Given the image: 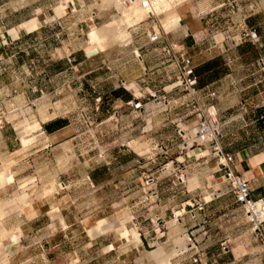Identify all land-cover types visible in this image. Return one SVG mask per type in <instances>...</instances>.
<instances>
[{"label":"crops","instance_id":"1","mask_svg":"<svg viewBox=\"0 0 264 264\" xmlns=\"http://www.w3.org/2000/svg\"><path fill=\"white\" fill-rule=\"evenodd\" d=\"M74 7L75 9L70 11L71 13L66 11L70 8L60 9V14L64 12L65 16L69 15L70 17H66V20L60 22L61 26H59L56 20L60 19L56 18L55 8L53 6L41 7L40 0H0V35L9 43L3 51L8 57L14 55L12 59L8 58L9 70L6 73H0V98L4 97L2 102L4 105V124L0 125V162L21 164L22 158H19L21 146L42 136H46L42 148L39 144V148L34 153L39 160L42 157L51 156L53 152L51 147L56 143L72 139L71 127L75 124L76 116L82 119L83 114L87 111L88 98L92 91L93 94L99 96L94 106L98 112L97 119L101 122L100 124L111 123L114 127L115 124L122 126L127 123L126 125L131 127L123 138L127 142V146L136 145L143 141L150 145L155 143V147L158 146L162 150L155 152L153 148L150 152L140 155L133 149V154L128 157L129 164L126 166L128 172H123L131 175L130 180L135 182L138 179L134 177L137 173H141L143 170L148 171V167L156 163L158 156L167 160L165 167L160 172L165 176L169 175L170 178L159 182L156 185L159 188L155 185L147 187L146 183L142 182L145 192L155 189L157 196L152 197L149 201L140 198L139 203L135 197L137 189L140 187L135 186V188H129L130 191L135 190V192L125 198L124 201L129 205L135 200L131 206L132 211L143 203L151 205V208L145 210L147 216L145 218H151L154 223L153 217L155 216L160 223L169 229L168 234L173 237H187L188 241L190 236L193 238L195 244L190 243L186 252L184 250L174 256L171 264H194L191 257L196 254L200 261L198 264H264L262 241L253 231L247 215L239 213L240 209L236 208L238 204L221 173L217 172L216 162L209 145L190 148L184 152L180 151L183 140L178 133V128L174 127L176 120L174 121L173 118L175 109L180 107L181 102L187 97L177 98L178 90L172 91L171 85L165 84L168 82L164 68L165 63L157 49L149 45L144 51V56L142 55L144 57L143 62L136 59L128 67H122L120 59L113 60L109 57L104 60L103 65L91 67V57L88 54L79 57V62L66 70H63L62 67L58 68V64H53L57 58L77 62V59H71L72 54L66 49H63L64 55L58 57V48L53 45L56 38H59L69 26L67 18H72L77 14L83 15L91 10V6H85V4H80V7L77 8L75 2ZM49 10L54 12V16L53 14L51 17L48 15L50 14ZM98 11L101 12L97 9V12H91V14L99 18ZM31 20L35 22L33 29H29L26 25ZM12 29L17 30L16 36L11 33ZM190 31L193 33L194 29L191 28ZM193 36L197 38V41L195 40L192 47L198 51L214 43L213 40L207 42V38L205 41H199L200 39L196 35L193 34ZM200 38L204 39V37ZM216 43L217 46L211 54H205L202 58L194 59L199 77L198 97L204 106H215L222 124V148L224 151L233 154L237 172L250 183L252 197L255 199L264 198V74L260 69L261 67H257L254 59L250 60L247 56L245 46L237 47L233 52H230L229 49H226L224 41H216ZM256 48L258 49L259 46ZM228 57L234 59L233 64L227 63ZM251 62L252 64H250ZM258 64H260V60H258ZM29 67L35 71L34 81L36 84L31 90L26 89L27 86L25 88L23 85V78L26 72L29 73ZM133 67L134 70H132ZM135 68L139 71L142 70V73L139 71L137 73ZM128 70L131 72L128 73ZM145 70H148V73ZM115 72H119L120 77H122L121 80L130 84L125 87L126 90L120 87L119 75ZM95 75H99L96 78L97 86L92 85L91 90L89 82L95 79ZM61 78L79 79L80 85L76 87L67 84L60 86ZM70 79L68 84L72 82ZM158 82L160 85L154 87L153 84ZM141 83L147 84L145 89L149 90L151 95H158H156L153 104L148 106V111L145 110L146 114L142 116L141 121L137 122L132 121L126 103L131 101L139 91H141L139 93L141 95L142 92L147 93L143 90ZM137 86L140 87L138 91H136ZM211 93H216V97L210 98ZM102 98H105L106 103L101 101ZM3 105H0V110ZM73 106L76 116L72 114L73 117H71V110H74L72 109ZM182 110L185 111V108L183 107ZM21 111H26V114L30 113L33 122H37L31 127L32 132L38 133L40 131L41 134L29 139V129H24L25 127L29 128V124L24 123L20 126V129H23V131L21 130L23 136L20 137L16 128L17 119L12 118L14 117L13 114L17 115ZM138 131H140V137L137 134ZM105 141L106 139H103V142ZM165 150L167 155L164 154ZM102 152L105 153V151ZM123 152L124 150L119 149L113 151L111 155L120 162H125L127 158L123 157L125 154ZM109 154L107 155L110 156ZM174 156L175 160L169 159ZM137 162L144 163V165L137 166ZM181 162H188L189 165L186 168L185 166L177 167L179 163L182 164ZM15 165H13L14 170ZM117 168L116 166L103 167L102 170L94 168L91 173L86 172V180L90 181L92 187H97L98 190L105 192L109 186L117 185V179L114 176L117 173ZM103 171L106 176L99 179V175ZM190 175L196 179L190 178L186 181L184 177L188 176L189 179ZM204 177L207 181H204ZM12 183L13 181L8 183L6 187ZM68 183L71 187L72 182L69 181ZM4 188H0V191ZM197 189L202 190V192L214 191L218 193L220 191L219 197L207 204V209L199 212L195 219L185 214L178 216L176 209L191 203L195 195H191L190 200H186V197H189V194ZM169 190L172 191V195L173 193L176 194L173 196V200L168 198L169 193L168 195L161 193ZM29 197L30 195L26 198L27 201H32ZM160 197L164 198V202ZM165 202H167L168 211L159 208ZM170 209L171 211H169ZM38 218V215L29 218L24 224L37 221ZM64 221L67 227L74 225L73 223L68 225L67 221ZM75 222L83 224L84 221ZM24 224L18 222L16 226L22 227ZM22 232L23 239L33 236H41V238H51L52 236L51 233H48L47 236L42 235L41 228L36 232L27 230V233L22 229ZM71 232L72 235L76 234L75 231ZM139 232L140 244L144 249H146L145 244L148 240L154 241L157 238L155 225L144 226ZM83 233L89 237V231H83L82 235ZM100 235L96 236L97 239H89L86 242L87 247H97L96 253L91 251V254L95 256L92 258L91 264H106V259L109 257H116L117 259L114 263L109 261V264L116 262L118 264H158L146 254L141 256L139 262L134 254V250L141 251L139 247L126 256L123 255L124 257H121L120 249H116L112 253L113 255H108L107 250L104 251L105 255L103 252L99 255V246L103 248L105 240L104 238L100 239L102 238ZM223 242L227 243L228 251L222 249ZM39 245L45 252L43 244ZM27 248L26 241H24L22 250H27ZM178 249L179 246L169 245L167 247L168 254L175 253ZM198 251L199 253H197ZM139 253L141 255L142 252ZM85 256L82 251L80 254L73 252L68 256L69 262L66 264H87L89 260H86ZM180 256L184 257L180 258ZM40 257L43 258L42 253ZM46 257L44 258L45 264H54Z\"/></svg>","mask_w":264,"mask_h":264},{"label":"rangeland","instance_id":"2","mask_svg":"<svg viewBox=\"0 0 264 264\" xmlns=\"http://www.w3.org/2000/svg\"><path fill=\"white\" fill-rule=\"evenodd\" d=\"M74 2L77 8L80 7V4H85V6H91V10L89 13L87 12L83 15L77 14L72 16V18H67L69 26L66 27L59 38H56L53 45L58 48V57H62L64 55L63 49H66L72 54L71 59H77V62L74 60L68 61L57 58L53 64H58V68L62 67L63 70H66L68 67L75 66L76 63L79 62V57L86 54L91 57V67L103 65L104 60L108 57L113 60L120 59L121 66L128 67L137 59L134 55V51L140 49L139 52L144 56V51L149 45L153 46L154 49H159L162 46L149 44L147 33L153 26L155 27V21L147 17L139 22L133 23V25L126 29L127 34L131 37V43L127 46L116 43L106 49H101L98 45L90 42L88 39V32L92 28L97 27L101 29L109 23H121L122 13L117 6L119 0H40L41 7L47 8L53 6V8H55L56 18L60 19V22H64L66 17H70L69 15L65 16L63 14L64 12L60 14V9L65 10L68 4H74ZM184 2L185 3L179 6L177 10L173 9L172 11H177L173 16L180 15L185 25L183 26L181 24L179 28L172 29L171 31L180 29L181 32L178 34H171L169 37L181 38V42L186 45L193 60L199 58V51L192 47L197 38L188 34L191 28L194 29L193 34L196 35L198 39L204 37L203 41H205L206 38L207 42L208 40L210 42L212 40L214 42L224 41L226 49H229L230 52H233L237 47L240 48L245 46L247 48V56L250 60L254 59L255 64L258 68L261 67L260 69L264 74V66L262 68L264 64V0H184ZM97 9L101 11H98L99 18L91 14V12H97ZM66 11L68 13L70 12V10ZM49 13L48 15L51 17L54 12L49 10ZM161 18H164V22L166 23L170 21L171 15L169 16L166 14ZM246 30H256L258 32L261 37L262 47L259 46L257 49L255 45L244 37L243 34ZM171 31H165V33ZM11 33L13 36H16L17 30L12 29ZM186 34H188L187 37H185ZM258 60H260V64H258ZM250 64H252V62ZM132 70H134V67ZM135 70H137L138 73L139 70L137 68H135ZM154 70L155 68L153 71ZM129 72L131 71L128 70V73ZM115 73L119 75V72ZM139 73H142V70L139 71ZM34 76L35 71L29 67V73L26 72L23 78V85L25 88L27 86L26 89L31 90L35 86ZM98 76L99 75H95V79L89 82L91 90L92 85L97 86L96 78ZM118 77L120 87L125 89L121 83L122 77H120V75ZM69 79L70 78H61L59 85L63 86L67 84L73 87L80 85L79 79L72 80V78L70 79L72 82L68 84L67 82ZM158 84L160 85L159 82L154 83L153 86L155 87ZM165 84L170 85V82H166ZM129 85L130 84L127 83V86ZM146 85L145 83H141L143 90L148 93L142 92L143 103L146 111H148V106L153 104L158 94L152 96L150 94L151 92L145 89L147 87ZM139 88L140 87L137 86L136 91H138ZM140 92L141 91L137 92V96H141V94H139ZM178 94L177 98L189 97L188 91L186 90L180 89L178 90ZM98 97V94H93L91 91L88 98V109L83 114L82 119L76 116L74 106L72 107L74 110H71L70 115L71 117H73L72 114L76 116L75 124L71 127L72 139L70 138L65 142L56 143L51 147L50 149L53 151L51 156L42 157L41 160H39L36 153H34L36 149L39 148V144H41L40 148H42L43 142L46 139V136H42L35 139V141L31 140L29 144L21 146V154L19 155V158H22L21 164L15 165L16 162H0V173L4 172L5 174L10 171L14 177L13 183L8 187H6L7 184L4 185V190L0 191V228L2 227L4 229V234H0V264H45L44 258L46 256V258L53 261L54 264H66L69 262L68 256L73 252L80 254L81 251L83 255H86V260H89L87 264H91L93 262L92 258L95 257L91 254V251L96 253L97 247H87L86 242H88L89 239H97L92 233L91 228L97 226L99 222L102 221H106L109 226L107 224V231L101 233L104 235L99 234L102 236L100 239H105L104 247L101 248L99 246V255H101L102 252L103 255H105V250L109 253L108 255H111L116 249H120L122 254L121 257H124L128 253H131L132 250L139 247L141 251L134 250V254L137 257L136 259L140 262L143 254L149 255L150 258L154 259L150 253L160 247L168 254L167 247L169 245L174 247L179 246L178 242L181 239H185L186 242L190 244L187 237H173L171 234H168L169 229L164 226V224L160 223L155 216L153 217V219H155L154 223L151 221V218H145V210L151 208V205L143 203L132 211L133 209L131 206L135 203V200L129 205L125 203V198H128L135 192V190L130 191V187H140L137 189V195L135 197L138 202L140 198H143L145 201V197L148 194L150 196L152 192H156L155 189L148 192L146 191L147 193L145 192L142 184V182H145V179L142 178L144 174H155V186L158 185L159 182L170 178L169 175L165 176L160 172L162 168L165 167L167 160L158 156V160L148 167V171L143 170L135 176L133 174V176L138 179L135 180V182L130 180L129 177H131V175L128 173L124 174L123 172H128L126 166L129 164L128 157L133 154V149L139 152L140 155L150 152L153 148L155 152H160L162 150L158 146L155 147V143L150 145L143 141L136 145L131 144V146H127V142L123 140L124 135H126L131 128L129 125H126L127 123L122 126H117L115 124L114 127L111 123L100 124L101 122L97 119L98 112H96L94 106ZM3 101L4 97H1V106L3 105ZM101 101L106 103L105 98H102ZM182 108L181 106L177 107L174 111L173 119L174 121L176 120L174 124L176 128L181 124L179 118L186 112V109L183 111ZM25 112L26 111H21L17 115L13 114L14 117L11 118L17 119L16 128L20 137L23 136V133H21L23 129H20V126L26 123L29 124V128H24L27 130L29 129V134L27 133L29 135L28 138H35V136H38L41 132H32L31 127L36 125L37 122H33L32 116L29 115L30 113L26 114ZM3 114L4 105L0 110V116H3ZM23 114L26 115L24 116ZM145 114L146 112L143 113V115ZM130 117L132 121H141L139 116L135 117V115H130ZM192 122L193 119H190L189 123ZM190 129H192L191 132H193V127ZM140 131L137 133L139 137L141 135ZM103 139H106V141L103 142ZM197 147L202 146L196 144L193 149ZM119 149L124 150L123 153L125 154L123 157L127 158L125 162H120V160L115 159V156L111 155L113 151H118ZM102 151H105V153ZM169 159L175 160V156ZM181 163L182 164L179 163L177 167L182 168V166H185L186 168V166L189 165L188 162ZM13 165H15V170L13 169ZM136 165L140 166L144 165V163L140 164L137 162ZM171 165L173 166V164ZM108 166L118 167L117 173L114 174L117 179V185L109 186V189L105 192L98 190L97 187H92L90 181L86 180V172L91 173L94 171V168H100L102 170L103 167ZM55 176L57 179H55ZM104 176L106 175L103 171L100 173L99 179H102ZM190 178L195 177L191 175L189 179L188 176H186V178L184 177L186 181L190 180ZM203 179L207 181L205 177ZM67 181L72 182L71 187ZM190 182L192 184V181ZM156 187L159 188L158 186ZM201 191L200 189L192 191L189 194L190 196L186 197V200H190L192 198L191 195H195L197 192ZM171 192L172 191L169 190L162 191L161 193H166L167 195L169 193L168 198L173 200L172 198L176 194L173 193L172 195ZM29 195L32 201H27L28 199L26 198ZM160 198H162V201L164 200L163 197ZM155 204L154 202V205ZM166 204L167 202L163 203L159 208L163 209V211H168ZM182 208L176 209V214L178 216H180ZM236 208L240 209L239 213H245L239 205H237ZM169 211H171V209ZM37 215L39 217L37 221L24 224L27 219ZM64 220L67 221L68 225L72 223L74 225L67 227ZM80 220L84 221L83 224H81V222H75ZM18 222L24 225L22 227L16 226ZM149 224H152V226L155 225L158 234H155L157 238L154 241L148 240L146 242V249H144L142 244H140L141 237L139 231H141L144 226H149ZM40 228L42 229V235L47 236L49 235L48 233H51V238L33 236L23 239L22 229L27 233V230H34L36 232ZM85 230L89 231V237H86L84 233L82 235V232ZM125 230L129 231L128 236ZM71 231H75L76 234L72 235ZM2 237L3 239H1ZM24 241H26V246H28L27 250H22ZM39 244H43L45 252L40 248ZM178 250H180V247ZM139 252H142L141 255ZM41 253L43 254V258L40 257ZM183 257L184 256H180V258ZM116 260V257H109L106 259V264H109V261H113L114 263ZM153 261L156 260L154 259ZM115 264L118 263L116 262Z\"/></svg>","mask_w":264,"mask_h":264},{"label":"built area","instance_id":"3","mask_svg":"<svg viewBox=\"0 0 264 264\" xmlns=\"http://www.w3.org/2000/svg\"><path fill=\"white\" fill-rule=\"evenodd\" d=\"M184 3V0H120L118 6H122L126 9L136 6L141 7L146 10L147 18L155 21V27L153 26L147 33L149 44L162 45L159 49H156L159 51V55L163 58V62L165 63V73L167 81L170 82L171 90H186L189 95L186 100L181 102V107H184L186 112L179 118L181 124L178 125V133L183 140L180 151L184 152L188 150L189 142L192 143L191 148L196 144L198 146L209 145L211 154L216 162L217 172L221 173L224 181L229 186V191L234 196L235 202L247 215L253 231L261 239L262 245L264 246V198L255 199L252 197L250 183L237 172L233 154L224 151L222 148L221 140L223 134L220 116L215 106H204L198 97L197 85L199 77L196 72L194 60L186 45L181 42V38L169 37L171 34H178L181 32L180 29L169 33H165L163 29L164 18L161 17L165 16L173 9H177ZM68 8H70L71 12L74 11V4H68L67 9ZM56 23L61 26L59 20H56ZM243 35L252 44L260 47L262 46L261 37L256 30H246ZM187 36L188 34L185 35V37ZM8 44V41L0 35V73H6L9 70L10 63L7 62L8 58L12 59L14 57V55L8 57L4 54L3 49ZM216 46L217 43L214 42L211 46L199 50V57L202 58L205 54H211ZM139 50L140 49L134 51V55L138 61L143 62V56ZM227 63L229 65L233 64L234 59L228 57ZM263 66L264 64L262 68ZM145 72L148 73V70H145ZM121 83L124 87L127 86L126 81L121 80ZM209 97L215 98L216 93H211ZM126 107L130 110L131 115L142 118L146 110L143 103V95H135L131 101L126 103ZM190 119H193L192 123H189ZM3 124L4 114L0 118V125ZM191 127H193V132H191ZM164 154L167 155L166 150ZM179 178L182 181L181 177ZM144 179L148 187L154 185L156 177L154 173H148L144 176ZM219 193L220 191H218V193L214 191L197 192L192 202L182 208L180 215H189L191 218L195 219L199 212L205 210L207 204L219 197ZM155 196H157V193L152 192L151 195L149 196L148 194L145 199L149 201ZM189 242L195 244L191 236L189 237ZM222 249L228 251L226 242L222 243ZM186 251L187 250H185V252ZM197 253H199V251ZM191 260L194 264L200 263L197 254L193 255Z\"/></svg>","mask_w":264,"mask_h":264},{"label":"bare ground","instance_id":"4","mask_svg":"<svg viewBox=\"0 0 264 264\" xmlns=\"http://www.w3.org/2000/svg\"><path fill=\"white\" fill-rule=\"evenodd\" d=\"M120 1V0H119ZM119 3V2H118ZM118 6V4H117ZM120 9V12L122 13V20H120L121 23H109L106 26H103V28H92L88 32V39L92 44L98 45L101 49H106L114 44L119 45H129L131 43V37L127 34L126 29L133 25V23L139 22L147 17L146 10L142 9L141 7H132V8H124L118 6ZM67 6L65 7V9ZM177 10V9H176ZM173 13V14H172ZM176 12H169L167 15H171L170 21L164 22L163 20V29L165 31H171L172 29L179 28L181 26V17L179 16H173ZM35 26V22L31 21L27 23V27L29 29H33ZM16 30V29H15ZM203 40V38H199ZM188 148L192 147V143H188ZM195 179V178H194ZM14 180L13 175L8 171L4 174L0 173V188H3L4 185L11 183ZM194 181V180H193ZM2 221V220H1ZM106 221L99 222V224L95 227L91 228L92 233L95 236H98L99 234L106 232L107 228ZM109 226V224H108ZM126 235H129V231L125 230ZM0 234H4V229L0 228ZM8 235V234H7ZM4 236V235H3ZM6 237V236H4ZM3 239V237L1 238ZM180 250H177L175 253L172 254H166L162 247L159 249L152 251L150 254L151 256L156 260L158 264H171V260L174 256L178 255L181 251L187 249L189 247V243L186 242L185 239H181L179 242ZM189 249V248H188ZM169 253V252H168Z\"/></svg>","mask_w":264,"mask_h":264},{"label":"clouds","instance_id":"5","mask_svg":"<svg viewBox=\"0 0 264 264\" xmlns=\"http://www.w3.org/2000/svg\"><path fill=\"white\" fill-rule=\"evenodd\" d=\"M183 21V20H182ZM182 21H181V24H182ZM184 22V21H183ZM183 25V24H182ZM184 25H185V23H184ZM183 25V26H184ZM181 31V30H180ZM191 32V31H190ZM192 33V32H191ZM188 34H189V31H188ZM189 35H192L193 36V33L192 34H189ZM196 40V39H195ZM197 41V40H196ZM190 149V148H189Z\"/></svg>","mask_w":264,"mask_h":264},{"label":"water","instance_id":"6","mask_svg":"<svg viewBox=\"0 0 264 264\" xmlns=\"http://www.w3.org/2000/svg\"><path fill=\"white\" fill-rule=\"evenodd\" d=\"M182 24L184 25V22L182 21ZM189 34H192L190 31H189Z\"/></svg>","mask_w":264,"mask_h":264}]
</instances>
